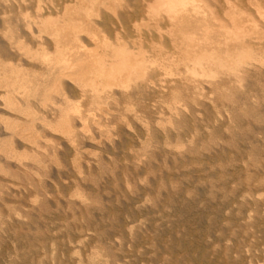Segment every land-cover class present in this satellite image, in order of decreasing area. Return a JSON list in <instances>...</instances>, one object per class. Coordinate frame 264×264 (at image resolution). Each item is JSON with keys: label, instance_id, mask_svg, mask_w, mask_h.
Segmentation results:
<instances>
[{"label": "rangeland", "instance_id": "374dc122", "mask_svg": "<svg viewBox=\"0 0 264 264\" xmlns=\"http://www.w3.org/2000/svg\"><path fill=\"white\" fill-rule=\"evenodd\" d=\"M18 12L0 7V52L12 66ZM251 71L244 88L219 91L212 105L190 106L171 122L162 115L158 128L150 109L149 130L102 119L113 147L79 138L78 151L48 133L19 139L0 110V264H264V70ZM105 130L91 136L103 140Z\"/></svg>", "mask_w": 264, "mask_h": 264}, {"label": "bare ground", "instance_id": "6f19581e", "mask_svg": "<svg viewBox=\"0 0 264 264\" xmlns=\"http://www.w3.org/2000/svg\"><path fill=\"white\" fill-rule=\"evenodd\" d=\"M10 3L19 10L17 42L9 43L19 63H5L0 52V110L16 138L48 133L76 149L79 138L113 147L110 127L149 130L144 109L158 114L156 122L166 114L168 121L190 106L211 104L219 91L242 87L249 71L264 70V0H0V7ZM12 117L25 121L15 124ZM102 119L114 121L110 129H102ZM103 130V140L91 136Z\"/></svg>", "mask_w": 264, "mask_h": 264}]
</instances>
